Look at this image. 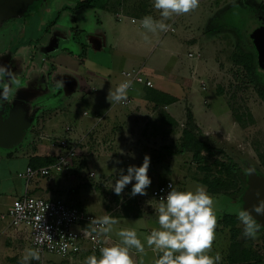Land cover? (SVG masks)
I'll return each mask as SVG.
<instances>
[{
    "label": "rangeland",
    "instance_id": "obj_1",
    "mask_svg": "<svg viewBox=\"0 0 264 264\" xmlns=\"http://www.w3.org/2000/svg\"><path fill=\"white\" fill-rule=\"evenodd\" d=\"M36 1L32 3L33 5H29L30 8L33 7L24 17L26 18L25 23L28 21L27 24L32 23L34 19H40L41 23L48 21L47 25H52L51 22L56 19L55 9H60L65 5L71 6L76 2L44 0L38 5ZM67 7L64 11H60L61 16L58 18L59 22L64 25L72 20V10ZM141 8H143L142 5ZM141 8L133 11L123 8V13L124 15L134 14L137 17H133L140 19L146 15ZM85 9L78 11L77 19L86 29L90 30L94 25L95 17L92 15L93 10ZM56 11L58 14V10ZM150 13L159 18L158 11L154 8ZM98 14L99 11H96L97 16ZM103 21L109 37H117L118 48L116 47L115 50L112 46L113 41L107 38L105 53L90 51L89 58L85 61L86 68L96 71L104 68L102 72L111 68L116 73L115 75L111 72L112 75L116 77L121 68L128 69L134 66L148 71H158L164 79L169 80L174 77L173 79L177 81L175 83L178 84V88L175 91L180 94L181 101L184 103L178 106L180 111L187 108V102L184 99L190 93H193L191 96L194 102L203 98L207 100L205 105L209 109L205 108L209 111L208 115L206 117L203 115L199 119L200 126H197V130L198 136L208 141L211 150L210 153L203 151L197 160L193 159L191 152L180 151V135L185 118L179 121L174 120L166 112L167 110L161 111V108L157 106L152 110L149 109L152 118L148 121L141 122L140 120L133 126L132 124L126 126L128 135L123 133L116 138L113 136L99 138L98 134H95L90 137V146L86 148V153L78 155L79 160L82 157L84 161L86 158L89 160L83 171L88 173L87 167L89 168L92 163L95 165L94 170L97 176L85 181H91L88 184L81 183L85 186L87 196L70 205L93 212L95 207L103 203V208L119 220V223L113 226L110 235L118 239L116 232L119 229L135 228L139 238L147 246L146 229L149 227L150 220L146 217L154 218L153 216L156 215L154 209L158 206V202L154 201L150 195L156 183L169 178L173 185L180 189H191L196 185L204 186L201 182L204 178L212 179L218 176L224 178L225 173H219V162L237 164L240 168L236 179L238 187L242 186V180L248 181L250 169L264 178V35H261L256 28L264 30V0H200L197 9L186 14L174 15L170 19L174 28L173 33H147V38H145L146 30L139 27L137 22L130 23L128 19H123L121 22L111 20L110 27L106 19ZM11 23L14 27L13 34L11 33L12 39L19 42L20 29L24 27V23L20 22L18 17L11 19ZM206 23H213V26L206 25ZM212 29L216 32H211ZM209 32H211L210 35H208ZM181 34L186 36V41L183 43L181 42L184 40H179ZM22 45L19 48H15V45L10 46L11 49L5 48L4 50L7 49V51L0 58V62H8L9 58L11 59L9 63L12 72L22 69L20 58V51H24ZM73 48L76 50L78 46L75 45ZM31 51L33 56H38L39 59L36 62L40 63L42 49L33 48ZM188 51L194 54L199 53L200 58L197 60L189 58L186 55ZM24 52H29L28 48ZM38 68L40 70L36 71L33 78L47 84L48 75L44 72L45 66L38 65ZM174 74H178L177 77ZM191 75L196 79L190 78ZM155 77L160 80L158 76ZM13 80L15 77L12 82ZM201 82L205 85L204 92L200 90ZM11 88L12 92L8 100L0 101V113L7 114L9 110L11 112L25 109L24 104L16 99L17 88L13 89L14 86ZM82 110L88 111L90 116L94 113V109L86 103L78 109L79 116ZM104 111V108L100 109L101 113ZM134 112L139 118L146 116L147 113L137 108L133 112H121V114L128 116ZM73 113L77 112L51 115L53 117L52 126H45L43 131L48 132L56 127L58 129L56 132L62 134L63 127L68 123H73L71 121ZM1 116L6 119L8 115ZM39 125L40 123L34 127L37 134L41 132ZM35 138L21 139L13 147L0 145V191L3 193L0 196V213L5 212V206L11 202L14 193L24 188V181L18 179L17 172L23 169L26 161L14 154L27 152V146ZM101 144L104 150L108 149L109 153L99 149ZM146 154L150 156L148 175L151 177V184L145 194L131 196L132 185L129 184L121 195L117 196L109 188L111 185L98 186L94 183L99 176L100 171L97 168L100 166L110 163L113 171L105 174L109 180L116 179L120 174V169L126 172L129 165H140ZM8 157L10 159H7ZM203 165H208V169H201L200 166ZM229 182L233 181L227 179V183ZM8 184L11 185L9 189ZM93 184H97L94 188L96 195L92 194ZM106 196L112 198L111 203L106 202ZM212 196L216 200L217 209L216 238L213 241L212 252L219 251L222 254L223 264H264V228L259 227L254 238L244 237L243 225L238 219L233 225L223 219L224 212L233 214L237 210L235 197L228 198L223 194ZM37 197L43 198V196ZM49 199L55 198L49 197ZM120 206L122 208H119ZM135 207L138 208L139 214L143 213L142 216L133 215L137 211ZM120 211L128 215L120 216L117 214ZM7 224L8 220H0V264H19L21 256L31 248L28 230L25 227L7 230ZM245 254L248 259L243 261L241 256ZM67 259L65 257L61 260L56 255L40 254V260H34L31 264H66ZM75 261L71 264H85L83 261Z\"/></svg>",
    "mask_w": 264,
    "mask_h": 264
},
{
    "label": "crops",
    "instance_id": "obj_2",
    "mask_svg": "<svg viewBox=\"0 0 264 264\" xmlns=\"http://www.w3.org/2000/svg\"><path fill=\"white\" fill-rule=\"evenodd\" d=\"M42 1L44 0H37L35 3L39 5L42 3ZM74 1L76 2L71 6L65 5L61 8L58 7L60 9H55L54 16H56V19L51 22L52 25H47L46 22L48 21L41 23L40 19H34L32 23L27 24L28 21L25 23L26 18L24 17L33 6H31V8L29 7L28 10L22 14L8 16L0 20V58L4 56L10 46L12 47V45H15V48H19L23 42L24 43L22 46H24V51H26L27 48L29 51H20L22 69L17 72H12V79L15 77V80H13L11 83V86L15 87L13 89L17 88L16 99L24 104L23 107L25 109H19V111H21L23 118L28 123V127L25 129V135L22 137V139L24 140L25 138L31 139L32 137H36L35 140L27 146V152L14 154L26 161L25 166L20 171L24 170L25 167L30 166L28 165V161L33 156L53 157L59 151L57 147H51L49 145L50 138L67 137L71 140H81V143L78 145V152L75 158L72 160L71 165L63 169L61 172L52 173L48 176H33L28 179L18 177V179L24 181V188H22V191L14 193L11 202L5 206V210H7V208L16 198L22 196L25 193L43 196L44 198H59L64 200L67 204H73L74 201H79V199L87 196L86 190L84 189L85 186L82 184L90 183L91 181H85H88V179H94L97 176V172L94 170L95 165L91 163V166L89 168L87 167V170L89 172H93L94 176H89V172L85 173L83 170L85 169L89 160L86 158L84 161L83 157L79 160L78 155L79 153H86V148L90 146V137L95 134H98L99 138L107 136H113V138H116L123 133L128 135L126 132L127 128L125 129V127L129 124L130 126L131 124L133 126L135 123H137V121L140 120L141 122L148 121L150 118H152V113H150L151 111H149V109L152 110V108L155 106L161 108V111L167 110L166 112L177 121L185 118L186 109L189 108L197 126L200 124L199 119L203 115L206 117L209 112L208 106L205 105L207 100H204L203 98L200 101L196 100V102H194L191 96L193 93H190L188 96H186L184 100L187 102V108L180 111L178 106L182 104L183 101H181L182 98L180 97V94L176 93L175 91L178 88V84L175 83L177 81L173 79L174 77L166 80L163 78L162 74H159L160 72L144 70L141 67L139 68L143 71L145 77L151 80L152 86L149 87L143 83L133 82L127 97L131 100L127 104H121L117 102H113L111 104V102L107 99L109 91L114 90L115 87L123 79H125L122 76L121 71L130 70L131 68H136V66L130 67L128 69L121 68L118 71V77H116V73H114L111 68L106 69L105 72H102V69L104 68H100V71L86 68L85 61L89 58L88 55L90 54V51H93L94 53H105L108 41L107 38H110L113 41L112 46L115 47V50L116 47L118 48V39L117 37H109V34L107 33V27L103 21L104 19L107 20L106 23L110 27L112 24L111 20L121 22L123 19H128L130 23L137 22L138 26L142 27L140 25L142 17L137 19L133 17L136 16L134 14L124 15L123 8L133 11L136 9L139 10L142 5V12L146 15L148 12L151 14L150 12L153 11L152 0H102L101 3L94 7H77V3L82 0H72L71 2ZM67 6L72 10V20L64 25L59 22L58 18L61 16L60 11H64ZM85 8L90 9V11L93 10L92 15L95 17V19L93 18L94 25L90 30L86 29V27L79 23L77 19L78 11H81ZM56 10H58V14ZM96 11H99L98 16L96 15ZM14 17H18L19 21H23L24 23V27L20 29L19 42L12 39V30L14 27L12 26L11 19H14ZM131 18H135L136 21H131ZM167 23H169L170 27L172 28V30L167 33H173L174 28L172 27L170 20H168ZM207 24L208 23H206V25ZM208 25L213 26V23ZM205 29L206 27L204 30ZM212 31L216 32V30L213 29L211 32ZM211 32H209L208 35H210ZM188 39L193 41V39ZM179 40H184L181 43L185 42V34H181ZM70 44H72V46H70ZM75 45L78 46L76 50L73 48ZM39 47L43 51L40 55V63L36 62L39 58L38 56H33L31 51V49ZM5 48L7 49L4 50ZM72 49L74 51H72ZM186 55L189 58H194L196 60L200 58L199 53L194 54L191 51H188ZM9 61H11L10 58ZM9 61H3L0 62V64L11 68ZM38 65L45 66L46 68L44 72H46L48 75L47 84L42 83L39 79L37 80L33 78L36 74V71L39 72L40 70ZM111 72H113L115 75H112ZM176 72L179 73L178 70H176ZM174 75L177 77L178 74ZM155 76H158L160 80H158ZM190 78L195 77L191 75ZM201 84L202 88H200V90L204 92L206 90L204 88L205 85L203 82H201ZM83 103H86L87 105L89 104L91 108L94 109L92 116H90L89 112L86 110H82L79 116L78 109L81 108ZM182 105H184V103ZM102 108L105 109L103 113L100 112V109ZM137 108L143 110L145 113L147 112L146 116H148L139 118L136 116L135 112L129 114L128 116L121 114V112H133ZM205 108L208 110H205ZM11 112L10 110L7 112V114L1 112L0 115H9ZM63 112L77 113H73V120H71L73 123H68L63 127L62 134H58V132H56L58 130L56 127L51 128L48 132L43 131L45 126H52L51 120L53 117H51V115H57L58 113L62 114ZM198 112L200 113L198 114ZM38 123H40L38 128L41 130L39 134H37V130H34V127H37L36 125ZM67 127L69 130L66 129ZM32 130L34 131L32 132ZM99 147V149L104 150V146H102V144ZM107 150L108 149L106 148L104 152L109 153ZM130 154L131 153H129V155ZM7 159L10 158L8 157ZM97 169L100 172L97 178L98 180L95 179L94 183H97L98 186L111 185L112 182H115L116 179L113 178L112 180H109L105 174L113 171V167L110 165V163H106ZM165 180L170 179L165 178L163 181ZM160 183H156L153 188ZM97 184L92 185L93 195L97 194L94 189ZM9 187H11L10 184H8V189ZM1 195H3V193L0 191V196ZM106 202L111 203L112 198L110 196L107 197ZM101 204V206L98 205L95 207L93 212H87L97 216L108 213L103 208V203ZM119 208L122 207L120 206ZM135 209H137V211H135L133 215H143L142 212L139 214L137 207H135ZM117 214L120 216L128 215L126 213L123 214L121 211ZM153 217L154 218L151 216H148V218L146 217V219L150 220L148 222L149 227L146 229L147 235L150 234L153 228L159 227L157 216L155 215ZM0 220L2 219L0 218ZM7 230L13 229L9 228L7 224ZM117 240L118 239L115 236L108 234L107 238L105 239V243L111 244ZM91 254L92 253L85 252L79 256H75L74 258H68L66 264H71L75 260L85 262V258ZM96 254L99 255V252ZM44 255L46 256L55 254ZM133 256L138 262L142 260V264H154V261L157 258L156 254L148 246H145V254L142 257L137 255L134 250ZM59 257L61 260L65 259V257Z\"/></svg>",
    "mask_w": 264,
    "mask_h": 264
},
{
    "label": "clouds",
    "instance_id": "obj_3",
    "mask_svg": "<svg viewBox=\"0 0 264 264\" xmlns=\"http://www.w3.org/2000/svg\"><path fill=\"white\" fill-rule=\"evenodd\" d=\"M200 0H152V6L158 16L147 14L142 17L141 25L147 33L166 32L167 23L174 15L186 14L199 7ZM7 81V82H5ZM12 70L0 64V101H7L12 92ZM131 79H123L114 90H110L107 99L111 102L127 100ZM206 134V133H205ZM119 163V161H117ZM150 156L145 155L140 165H129L126 172L120 174L111 188L120 196L127 185L131 184V196L143 195L151 184L148 175ZM134 181V183H133ZM255 213L264 215V198L252 206ZM159 227L153 228L146 237V244L156 254L154 264H223L224 257L219 251L212 252L216 238L217 209L216 200L202 185L191 189H180L173 184L165 196H161L154 209ZM239 222L243 225V236L254 238L260 225L254 218L252 210L242 208L237 212ZM91 231L99 237H107L113 226L119 223L110 212L94 216L90 220ZM118 240L104 243L99 248V255L93 252L85 258V264H142L134 259L133 250L139 256L145 254V242L139 238L135 228H121L116 232ZM37 244H42L41 235H37ZM67 252V246L61 247ZM40 260L38 248H29L21 256L19 264H31Z\"/></svg>",
    "mask_w": 264,
    "mask_h": 264
},
{
    "label": "built area",
    "instance_id": "obj_4",
    "mask_svg": "<svg viewBox=\"0 0 264 264\" xmlns=\"http://www.w3.org/2000/svg\"><path fill=\"white\" fill-rule=\"evenodd\" d=\"M131 21L136 20L131 18ZM171 30L170 27L168 31L162 33ZM121 74L125 79L152 86L151 80L145 77L140 68L122 70ZM130 100L127 98L126 101L120 103L127 104ZM66 129L69 130L68 127ZM80 141L67 137L50 138L49 145L59 150L53 156L54 160L44 166H27L24 170L17 172V176L28 179L33 176H48L61 172L71 165L78 152ZM89 176H94V173L89 172ZM172 184L171 180L158 184L152 189L151 198L159 203L160 197L167 194ZM94 216L97 215L67 204L62 199L42 198L28 193L16 198L7 210L0 214L2 220H8L9 228L17 230L25 227L28 230L31 248H38L42 255L55 254L66 258L79 256L85 252L97 253L104 245L107 237H99L91 231L89 222ZM38 234L43 239L42 244L36 243ZM64 245L67 246V252L61 251Z\"/></svg>",
    "mask_w": 264,
    "mask_h": 264
},
{
    "label": "trees",
    "instance_id": "obj_5",
    "mask_svg": "<svg viewBox=\"0 0 264 264\" xmlns=\"http://www.w3.org/2000/svg\"><path fill=\"white\" fill-rule=\"evenodd\" d=\"M102 0H82L77 3V7L82 6H97L101 3ZM197 125L194 122L191 110L189 108L186 109L185 113V124L181 129L180 142L179 147L181 152H191L193 159H199V156L203 151L210 153L211 146L205 139H202L198 136ZM54 160V157H32L28 161V165L31 167L48 165ZM216 161V160H215ZM218 162V161H217ZM201 169H208V165L200 166ZM240 168L234 162H219V173H225L224 178L221 176L214 177L212 179L204 178L201 180L202 184L206 186L208 192L212 195L223 194L224 196L231 198L235 197L234 202L238 205L235 213H223V219L228 223L233 225L238 217V210L242 209V192L246 187L247 180H242V186L236 185V179L239 175ZM227 179L233 181L232 183H227ZM233 202V203H234ZM262 228V227H260ZM248 259L247 254L241 256V260L245 261ZM234 260V259H233Z\"/></svg>",
    "mask_w": 264,
    "mask_h": 264
},
{
    "label": "water",
    "instance_id": "obj_6",
    "mask_svg": "<svg viewBox=\"0 0 264 264\" xmlns=\"http://www.w3.org/2000/svg\"><path fill=\"white\" fill-rule=\"evenodd\" d=\"M35 0H0V20L12 15H18L26 12L29 5ZM261 35L264 32L256 27ZM28 127L27 121L23 118L21 111L11 112L6 119L0 115V145L12 147L16 145L25 135V129ZM264 198V178L250 169V177L241 196L243 208L252 210L254 218L257 219L260 227L264 228V215L255 213L252 206Z\"/></svg>",
    "mask_w": 264,
    "mask_h": 264
},
{
    "label": "flooded vegetation",
    "instance_id": "obj_7",
    "mask_svg": "<svg viewBox=\"0 0 264 264\" xmlns=\"http://www.w3.org/2000/svg\"><path fill=\"white\" fill-rule=\"evenodd\" d=\"M263 32H264V30H263Z\"/></svg>",
    "mask_w": 264,
    "mask_h": 264
}]
</instances>
